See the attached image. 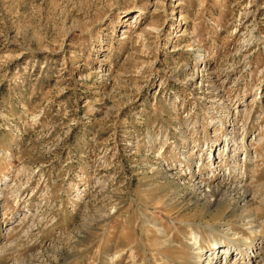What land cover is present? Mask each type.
<instances>
[{"label": "rangeland", "instance_id": "1", "mask_svg": "<svg viewBox=\"0 0 264 264\" xmlns=\"http://www.w3.org/2000/svg\"><path fill=\"white\" fill-rule=\"evenodd\" d=\"M199 262L264 264V0H0V264Z\"/></svg>", "mask_w": 264, "mask_h": 264}, {"label": "bare ground", "instance_id": "2", "mask_svg": "<svg viewBox=\"0 0 264 264\" xmlns=\"http://www.w3.org/2000/svg\"><path fill=\"white\" fill-rule=\"evenodd\" d=\"M246 190H247V189H246ZM246 193H247V192H245V195H243L241 199L245 200V198H246ZM240 209H242V211L247 212V216H246L247 218H252V214L250 213V211H249V209H248L247 206H246V207H242V208H240ZM251 212H252V211H251ZM243 215H244V214H243ZM251 222H252V220L249 219V223H251ZM199 243H200V242H199ZM217 244H218L217 242H216V243H213V247H214V248H212V249H218V248H220ZM228 250H229V249H228ZM201 257H202V255L199 256V257H197V258L201 259ZM198 264H200V262H199ZM226 264H228V263H226Z\"/></svg>", "mask_w": 264, "mask_h": 264}]
</instances>
